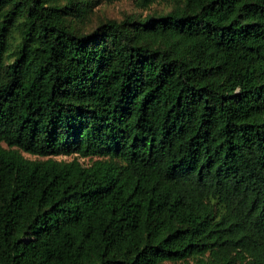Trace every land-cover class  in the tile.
I'll return each mask as SVG.
<instances>
[{"label":"trees","instance_id":"1","mask_svg":"<svg viewBox=\"0 0 264 264\" xmlns=\"http://www.w3.org/2000/svg\"><path fill=\"white\" fill-rule=\"evenodd\" d=\"M116 1L0 0V264H264V0Z\"/></svg>","mask_w":264,"mask_h":264},{"label":"rangeland","instance_id":"2","mask_svg":"<svg viewBox=\"0 0 264 264\" xmlns=\"http://www.w3.org/2000/svg\"><path fill=\"white\" fill-rule=\"evenodd\" d=\"M172 2L162 1L155 4H152L148 8H142L138 5L137 0H119L113 3H103L96 7L93 12V22L95 24L102 22L107 19L120 21L124 17L129 15H136L145 17L146 15L153 13H162L168 12L171 9ZM26 157L30 159H35L34 157H30L26 155ZM56 161L70 162L75 158V156L65 157H50ZM39 160H45L46 158H38ZM80 162L84 163V160L79 159ZM163 264H172L169 262H165ZM176 264H184V263H176ZM188 264H195L194 261L188 260Z\"/></svg>","mask_w":264,"mask_h":264}]
</instances>
